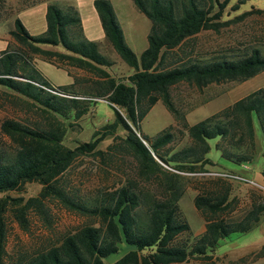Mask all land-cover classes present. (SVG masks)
Segmentation results:
<instances>
[{"label": "trees", "instance_id": "16d2710c", "mask_svg": "<svg viewBox=\"0 0 264 264\" xmlns=\"http://www.w3.org/2000/svg\"><path fill=\"white\" fill-rule=\"evenodd\" d=\"M229 0H131L136 10L150 21L146 46L136 56L125 43L122 30L108 0H92L104 38L119 58L132 69L122 77H111L101 67L110 60L98 51L96 43L82 37L80 20L72 5L47 3L44 30L31 35L19 18L13 19L9 34L34 53L67 60L78 68L95 70L101 80L93 82V93H77L66 85L51 86L39 72L28 67L16 53L0 55V91L14 95L40 112L44 123L24 124L5 119L0 131L8 138L10 150L0 148V194L18 191L34 182L39 189L27 198L0 196V264H101L102 259L124 244L126 251L111 264H182L188 259H208L219 240L231 233H243L256 226L264 213V201L253 202L236 220H227L235 200L229 178L213 177L200 183L192 204L204 220L202 232L188 244L178 238L189 233V225L178 200L183 193V173L206 172L213 162L206 156L207 140L216 139L220 157L235 164H246L254 152L252 118L255 117L264 140V89L259 87L239 97L201 120L187 124L184 112L175 106L171 90L182 83L203 93L211 84L239 83L264 70V55L259 47L243 53L199 57L193 50L194 36L201 31L218 32L230 22L241 20L264 9L244 10L223 19ZM245 0L230 5L236 10ZM40 44L61 45L70 54L44 50ZM21 79H17V78ZM213 94L200 103L211 100ZM96 98L105 100L116 119L91 133L90 139L72 148L62 140L67 127H79L78 120ZM160 101L175 121L184 128L189 143L168 153L171 127L161 130L146 142L139 122L149 108ZM120 124L123 134H116ZM138 133V134H137ZM140 135V136H139ZM110 136L104 149L98 144ZM144 143H143V142ZM94 157L104 164L128 156L129 172L113 188L88 201L72 197L64 188L63 172L78 157ZM156 159L158 161H156ZM264 183V170H260ZM96 220L63 234L55 243L41 245L30 253H16L4 259V206L26 229L28 210L48 223L46 201ZM264 256V244L256 252Z\"/></svg>", "mask_w": 264, "mask_h": 264}, {"label": "rangeland", "instance_id": "374dc122", "mask_svg": "<svg viewBox=\"0 0 264 264\" xmlns=\"http://www.w3.org/2000/svg\"><path fill=\"white\" fill-rule=\"evenodd\" d=\"M92 0H0V55L2 52L16 53L28 67L34 68L55 89L66 85L67 90L88 95L93 93L94 81L101 80V75L95 70L78 68L67 60L57 57H48L41 53H34L26 46L17 43L9 34L13 28V19L19 18L26 31L31 35L43 32L44 10L47 3H56L59 6L72 5L80 20L82 37L96 43L98 51L105 55L111 62L109 66L101 67L111 77H122L131 73L128 67L111 48L104 38L96 12L91 4ZM112 5L116 20L122 30L125 43L136 56L146 46V34L150 21L139 13L131 0H108ZM221 1V0H220ZM236 0H229L224 8L223 19L244 11L255 8L264 9V0H245L239 4L236 10H231L230 5ZM194 53L199 57L234 56L243 53L250 47H259L264 55V13H251L241 20L230 22L218 32L201 31L194 36ZM41 49L53 50L59 53L70 54L61 45L40 44ZM264 89V70L259 72L257 79ZM21 79V78H17ZM256 80V78L254 79ZM254 80L239 83L226 82L211 84L199 93L195 88L179 83L171 90V99L175 106L184 112V121L193 124L207 115L219 110L232 101L238 99L252 90L258 84H252ZM261 87V88H262ZM213 94L214 97L204 103L201 100ZM5 119H12L24 124L32 122L44 123L40 112L29 103L17 96L0 91V123ZM116 119L113 108L102 98H96L90 103L86 113L78 120L79 127H67L62 143L72 148L78 142L90 139L91 133L105 123ZM170 126L172 139L166 145L168 153L175 152L189 143L181 122L175 121L160 101L154 103L139 122V131L146 142L151 141L161 130ZM253 142L254 152L252 160L245 165H239L220 157L218 150L214 148L216 139L207 140L209 150L206 156L213 162L212 166H204L206 172L183 173V193L178 200L182 215L189 225V233H183L178 238L186 239L190 244L198 236L204 226V220L200 217L192 204V198L196 193L195 188H200V183L209 178L216 177L217 172L234 174L243 180L263 183L260 170L264 169L261 153L264 151V140L259 125L253 116ZM116 134L122 135L123 128L120 124L116 127ZM138 134V133H137ZM140 136V135H139ZM111 141V137L104 138L98 148L104 149ZM12 144L0 131V148L10 150ZM115 163L104 164L102 161L90 157L76 158L63 172L62 182L68 194L79 200H91L95 194L116 186L123 179V171L129 172L132 163L128 156L121 159L116 167ZM259 173V174H258ZM260 178V180H259ZM231 194L235 200L230 210L223 214L227 220H236L247 211L253 202L264 201V191L247 184V182L229 179ZM39 185L30 182L25 183L18 191H8L0 196L22 197L36 195ZM47 222L28 210L25 214L26 229L22 230L11 215V205L8 202L4 206V259H15L16 253H30L34 248L57 242L65 233L71 232L82 225L95 223L94 218L83 216L62 208L55 201H46ZM264 244V213L256 226L243 233H231L219 240L218 247L211 253L208 259L191 258L182 264H264V256H258L256 252ZM127 247L119 245L115 253H111L102 259L101 264H111L119 258Z\"/></svg>", "mask_w": 264, "mask_h": 264}, {"label": "built area", "instance_id": "2783aa9c", "mask_svg": "<svg viewBox=\"0 0 264 264\" xmlns=\"http://www.w3.org/2000/svg\"><path fill=\"white\" fill-rule=\"evenodd\" d=\"M215 175H217L219 177H223V178L242 180V181L247 182V184L252 185L254 187H257L258 189L264 191V184L259 183V182L250 181V180L246 181V180H243L242 178H240V177H238V176H236L234 174H230V173H227V172H217V173H215Z\"/></svg>", "mask_w": 264, "mask_h": 264}, {"label": "crops", "instance_id": "0c3cea01", "mask_svg": "<svg viewBox=\"0 0 264 264\" xmlns=\"http://www.w3.org/2000/svg\"><path fill=\"white\" fill-rule=\"evenodd\" d=\"M258 75H259V73L256 74V75H254L253 77L249 78L250 81H251V79L254 80V79L256 78V80H254L253 82H251L252 84H258V83H259L260 80H259V78L257 79ZM249 79H247V80H245V81H249ZM256 86H257V88L262 87L261 84H258V85H256ZM262 88H263V87H262ZM240 97H242V96H240ZM261 157L263 158V161H264V151L261 153ZM263 164H264V162H263ZM240 165H245V164H240ZM263 170H264V169H263ZM258 174H259V173H258ZM259 175H260V174H259ZM259 180H260V178H259Z\"/></svg>", "mask_w": 264, "mask_h": 264}, {"label": "water", "instance_id": "95a60500", "mask_svg": "<svg viewBox=\"0 0 264 264\" xmlns=\"http://www.w3.org/2000/svg\"><path fill=\"white\" fill-rule=\"evenodd\" d=\"M143 142V141H142ZM144 143V142H143ZM156 161H158L157 159H156ZM159 162V161H158ZM160 163V162H159Z\"/></svg>", "mask_w": 264, "mask_h": 264}]
</instances>
